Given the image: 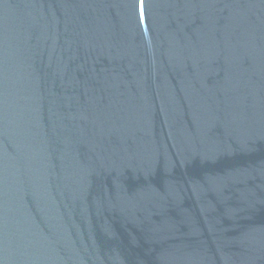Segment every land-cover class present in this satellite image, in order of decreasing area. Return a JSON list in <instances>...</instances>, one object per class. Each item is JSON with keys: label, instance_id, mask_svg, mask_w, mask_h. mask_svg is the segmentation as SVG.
<instances>
[{"label": "water", "instance_id": "95a60500", "mask_svg": "<svg viewBox=\"0 0 264 264\" xmlns=\"http://www.w3.org/2000/svg\"><path fill=\"white\" fill-rule=\"evenodd\" d=\"M0 264H264V0H0Z\"/></svg>", "mask_w": 264, "mask_h": 264}]
</instances>
